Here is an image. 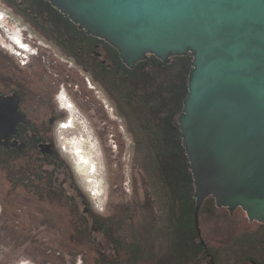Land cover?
I'll return each instance as SVG.
<instances>
[{
  "label": "rangeland",
  "instance_id": "1",
  "mask_svg": "<svg viewBox=\"0 0 264 264\" xmlns=\"http://www.w3.org/2000/svg\"><path fill=\"white\" fill-rule=\"evenodd\" d=\"M14 2L0 1V39L18 32L38 54L24 59L0 44V95L20 99L21 93L29 126L41 131L35 130L33 137L12 136L11 142L24 144L21 149L0 145V264H148L140 258H162L168 251L163 220L164 215L170 220L173 202L162 211L155 201L152 168L144 165L143 152L136 155L122 93L95 78L91 68L65 50L63 38L53 36L50 29L34 31L27 23L33 17L20 16ZM62 87L78 106V120L89 127L99 149L89 143L78 121L75 127L60 128L69 118V111L58 103ZM59 114L56 126L49 129L50 117ZM76 141L92 157V168L97 166L83 177L105 180L100 203L75 170L80 161ZM41 145H50L53 153L44 154ZM98 221L112 238L104 243L107 256L100 254L93 238Z\"/></svg>",
  "mask_w": 264,
  "mask_h": 264
},
{
  "label": "water",
  "instance_id": "2",
  "mask_svg": "<svg viewBox=\"0 0 264 264\" xmlns=\"http://www.w3.org/2000/svg\"><path fill=\"white\" fill-rule=\"evenodd\" d=\"M111 43L125 64L193 53L180 115L197 205L242 207L264 222V0H47ZM19 97L0 95V145L25 122ZM44 154L53 153L41 145Z\"/></svg>",
  "mask_w": 264,
  "mask_h": 264
},
{
  "label": "flooded vegetation",
  "instance_id": "3",
  "mask_svg": "<svg viewBox=\"0 0 264 264\" xmlns=\"http://www.w3.org/2000/svg\"><path fill=\"white\" fill-rule=\"evenodd\" d=\"M0 1L4 4H14L16 1L20 16L33 17V22L27 19V23L34 31H38L39 34V27L50 29L53 36L63 38L61 41L66 42L65 50L71 51L82 65L91 68L95 78H102L105 83L122 93L125 102L122 111L125 113L129 133L136 137L134 140L136 155L140 151L143 152L144 165L152 168V181L157 187L155 201L162 211L170 209L171 201L173 202L170 220L166 215L163 220L164 225L167 224L164 240L168 241V251L162 258L155 259L153 256L149 258L150 254L148 260L140 258L141 260L150 261L148 264H155L153 261L159 262V259L162 260L159 264H264V222L250 219L242 207L220 206L215 197L210 195L203 201L196 223L195 183L179 121L184 100L189 93V79L194 59L192 52L165 59L149 53L147 58L139 60L131 67L123 62L119 51L111 43L80 28L51 2ZM11 10L16 11L15 8ZM44 34L48 37L46 33ZM6 35L0 39V44L14 54L24 59H30L38 54L20 33ZM12 35L17 39L14 40ZM92 88L96 89L93 85ZM65 94L67 95L66 91L62 92L61 98L65 99L64 106L69 104L68 106L72 108L70 109L72 114L68 113L67 125L60 128L75 127L74 122L78 121L77 124L88 133L87 136L89 135L91 139L89 143L99 149L89 127L86 123L81 124L77 115L73 113L77 112L78 106ZM18 95L20 96L18 110L26 116V121L19 125L18 134L13 139L21 137V133L33 137L35 130L39 132L41 129L29 126L23 108L24 97L21 93ZM61 116L59 114L50 117L49 129L56 126ZM71 159L72 163H75L73 157ZM138 165L139 162L136 165L139 169ZM74 167L78 174L77 166ZM78 175L83 181L82 183L80 180L81 184H84L99 203L102 202L105 195V180L102 182L101 191L99 188L95 191L86 177ZM151 176L148 177L149 180ZM68 195L71 196L69 192ZM175 215L176 219H173ZM97 226L99 229L93 238L100 247V254L107 256V245L104 243L106 240L111 241L112 238L108 230L102 228L101 222L98 221ZM108 248L112 250L113 246Z\"/></svg>",
  "mask_w": 264,
  "mask_h": 264
},
{
  "label": "bare ground",
  "instance_id": "4",
  "mask_svg": "<svg viewBox=\"0 0 264 264\" xmlns=\"http://www.w3.org/2000/svg\"><path fill=\"white\" fill-rule=\"evenodd\" d=\"M0 17H1V15H0ZM8 35V34H7ZM16 36H14V35H12V38L14 39V40H16L17 38H15ZM78 144H82V142H80V141H76L75 143H74V147L78 150V152H80V161L77 163V170H78V174H80L81 176H84L83 174H87L89 171H96V169H97V166H96V163L94 164V166H93V168H92V163H93V159H92V157H90L89 156V152H83V149H81L79 146H78ZM91 168H92V170H91ZM87 178V181L89 182V183H91L92 185H93V187H95V191L99 188V191H101V185H102V179L100 180V181H98V182H96V179H97V177L96 176H92V177H89V176H87L86 177ZM92 180V182H91V180ZM104 184V183H103Z\"/></svg>",
  "mask_w": 264,
  "mask_h": 264
},
{
  "label": "built area",
  "instance_id": "5",
  "mask_svg": "<svg viewBox=\"0 0 264 264\" xmlns=\"http://www.w3.org/2000/svg\"><path fill=\"white\" fill-rule=\"evenodd\" d=\"M4 13V12H3ZM2 13V14H3ZM3 16V15H2ZM4 16L6 17L7 16V18H8V20H10V17L11 16H9V14L7 15V13L5 12V14H4ZM13 19V18H12ZM15 20V19H14ZM17 22H19V21H17ZM29 43V42H28ZM27 51H29V50H27ZM65 90H64V88L62 87V90H61V93L59 94V96H58V103H59V105H60V107L62 108V109H64V110H67V111H69L68 113H69V115H71L72 114V111L70 110V109H72L71 107H69L68 105V107L67 106H64V100H63V98H61V95H62V92H64ZM66 95V94H65ZM66 97H67V95H66ZM74 114H76L77 115V113H78V110H77V112L75 113V112H73ZM63 125H65V123L63 122V123H61L60 124V126H63Z\"/></svg>",
  "mask_w": 264,
  "mask_h": 264
},
{
  "label": "trees",
  "instance_id": "6",
  "mask_svg": "<svg viewBox=\"0 0 264 264\" xmlns=\"http://www.w3.org/2000/svg\"><path fill=\"white\" fill-rule=\"evenodd\" d=\"M28 173V172H27Z\"/></svg>",
  "mask_w": 264,
  "mask_h": 264
}]
</instances>
